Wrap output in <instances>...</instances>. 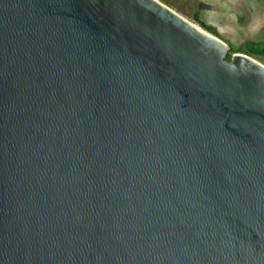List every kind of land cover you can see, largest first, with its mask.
Segmentation results:
<instances>
[{
    "label": "water",
    "instance_id": "95a60500",
    "mask_svg": "<svg viewBox=\"0 0 264 264\" xmlns=\"http://www.w3.org/2000/svg\"><path fill=\"white\" fill-rule=\"evenodd\" d=\"M161 0H0V264H264V63Z\"/></svg>",
    "mask_w": 264,
    "mask_h": 264
},
{
    "label": "rangeland",
    "instance_id": "374dc122",
    "mask_svg": "<svg viewBox=\"0 0 264 264\" xmlns=\"http://www.w3.org/2000/svg\"><path fill=\"white\" fill-rule=\"evenodd\" d=\"M230 45L227 58L244 52L264 63V54L252 53L247 41L264 42V0H161ZM215 31V32H213Z\"/></svg>",
    "mask_w": 264,
    "mask_h": 264
},
{
    "label": "trees",
    "instance_id": "16d2710c",
    "mask_svg": "<svg viewBox=\"0 0 264 264\" xmlns=\"http://www.w3.org/2000/svg\"><path fill=\"white\" fill-rule=\"evenodd\" d=\"M215 32V31H213ZM247 49L252 53H260L264 54V42H256V41H247L246 42Z\"/></svg>",
    "mask_w": 264,
    "mask_h": 264
},
{
    "label": "crops",
    "instance_id": "0c3cea01",
    "mask_svg": "<svg viewBox=\"0 0 264 264\" xmlns=\"http://www.w3.org/2000/svg\"><path fill=\"white\" fill-rule=\"evenodd\" d=\"M232 2H234V0Z\"/></svg>",
    "mask_w": 264,
    "mask_h": 264
}]
</instances>
